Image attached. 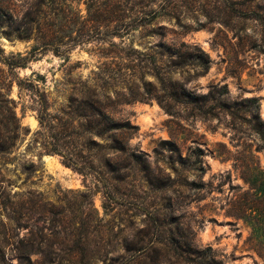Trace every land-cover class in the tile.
Instances as JSON below:
<instances>
[{"label": "rangeland", "instance_id": "rangeland-1", "mask_svg": "<svg viewBox=\"0 0 264 264\" xmlns=\"http://www.w3.org/2000/svg\"><path fill=\"white\" fill-rule=\"evenodd\" d=\"M9 2L19 14L35 3L51 6ZM56 7L64 20L53 34L65 43L24 66L9 70L2 58L29 50L35 27L25 38L0 32V113L7 93L27 128L0 159V186L29 193L45 211L20 217L17 227L0 204V264H18L4 243L13 227L41 248L42 236L55 242L51 261L39 264H264V146L250 129L257 114L264 121V0H66ZM181 42L207 54L205 73L185 80L188 72L163 47ZM156 73L206 95L213 114L169 101ZM18 78L31 86L19 90ZM89 90L105 113L131 125L123 142L140 158L130 169L123 154L99 148L110 137L88 146L84 135L40 130L34 109L42 102L76 125L83 119L72 109ZM56 139L94 170L79 172L42 149Z\"/></svg>", "mask_w": 264, "mask_h": 264}, {"label": "trees", "instance_id": "trees-1", "mask_svg": "<svg viewBox=\"0 0 264 264\" xmlns=\"http://www.w3.org/2000/svg\"><path fill=\"white\" fill-rule=\"evenodd\" d=\"M9 1L10 0H0V32L7 37L12 36L13 38H25L30 35L34 26L35 30L39 33L36 36L37 40L34 38L35 41L33 45L29 48V50L25 51L24 54L10 53V55L2 58L9 70L24 66L28 60L33 58L36 53L43 49L53 46L52 49L56 51V48L65 43L62 42V40L55 39L53 34L55 30H53V27L56 25L62 27L61 24L64 20V16L60 14L63 13L64 10L60 8L58 9L56 6H61L66 0H49L50 5L55 6H50L47 11L39 8L40 3H35L32 8L30 7L21 14L15 12ZM59 29L60 32L63 31L62 28ZM77 41L82 42V40ZM163 47L169 58H175L174 60H176V62H174V65H177L180 69L188 72L185 80L199 74H203L209 68V57L195 44L181 42L178 48H172L166 45ZM0 51L3 52L2 48H0ZM190 71H192L191 75L189 73ZM156 76L159 77V74L156 73ZM159 78L164 81V94L169 101L184 102L190 105L191 108L199 114H213L212 110L214 107L206 105V102L204 101L206 95H198L194 92H188L184 87H182V85L175 86L171 79L166 77L165 74L161 75ZM16 85L18 89L21 90L25 89L27 86L30 87L31 83L27 80V78H18ZM223 89L225 88L223 87ZM224 92H226V90H223V93ZM6 95L7 93L4 94L5 99L3 100L4 103L2 105L5 113H0L1 160L4 159L5 155L10 154V152L14 149L16 142L22 138L21 135L26 134L27 131V128L22 126L20 123L23 111L18 117L15 112V101ZM244 100L251 101L253 103L255 102V107L258 105L255 97L244 98ZM159 101L164 107H166V109L171 107L168 101L165 102V100L162 99H159ZM81 104V107L77 105L72 109V111L76 118L83 119V121H77L76 125H74L72 120L62 121L56 114L47 112L45 104L42 102L39 108L34 109L40 130L45 129L46 127L49 129H56L58 134L61 135L63 139L70 138L72 135H84L88 146L94 143V140L92 139L94 137L102 140H107V138L110 137L111 142L101 144L99 148H104L112 154H123L126 160L124 167L128 169L139 163L138 159L140 158V154L135 153L134 149L128 145H124L123 142L124 136L128 134L131 125L126 121H117L105 113L102 109L103 103L99 98V93L95 90L87 91L85 96L82 98ZM255 118V122L250 124V129L256 134L259 141L264 146V121L260 119L258 114ZM40 130L36 131L35 134L39 133ZM65 142L67 141H58V139H56V141L50 143L49 146L43 145L42 149L47 153L60 154L64 160L66 159L64 161L65 163L72 166L79 172L94 170V166L90 160H83L82 162H79L78 158H75L76 154L71 153V151L68 150ZM0 204L8 210L7 218L16 224V226L18 225L17 221L22 216L27 217L32 215L39 219L45 212L39 208L38 201L35 200L32 195H29V193H27V195L17 193L10 194V192H6L4 187L1 186ZM10 231V236L5 238L4 243L8 246L9 251L15 255L18 264H39L43 263V261L46 263L51 261V256L54 252L52 245L55 243L51 238L42 236L38 241L39 243L42 242L44 245V248H41L33 238L29 239L18 237L16 228L13 227ZM83 231L85 230L82 227L76 229L77 234H82ZM33 255H39L42 258V261L32 259ZM213 262L214 264H220V262L216 260H213Z\"/></svg>", "mask_w": 264, "mask_h": 264}, {"label": "bare ground", "instance_id": "bare-ground-1", "mask_svg": "<svg viewBox=\"0 0 264 264\" xmlns=\"http://www.w3.org/2000/svg\"><path fill=\"white\" fill-rule=\"evenodd\" d=\"M44 158L49 159L51 158L49 155L44 156Z\"/></svg>", "mask_w": 264, "mask_h": 264}]
</instances>
